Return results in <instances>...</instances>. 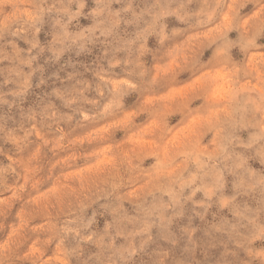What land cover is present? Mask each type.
<instances>
[{
  "label": "clouds",
  "instance_id": "9594fccd",
  "mask_svg": "<svg viewBox=\"0 0 264 264\" xmlns=\"http://www.w3.org/2000/svg\"><path fill=\"white\" fill-rule=\"evenodd\" d=\"M0 264H264V0H0Z\"/></svg>",
  "mask_w": 264,
  "mask_h": 264
}]
</instances>
